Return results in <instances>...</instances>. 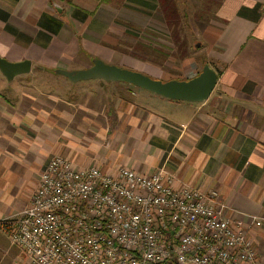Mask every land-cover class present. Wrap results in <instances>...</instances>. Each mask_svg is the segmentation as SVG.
I'll list each match as a JSON object with an SVG mask.
<instances>
[{
  "label": "crops",
  "instance_id": "0c3cea01",
  "mask_svg": "<svg viewBox=\"0 0 264 264\" xmlns=\"http://www.w3.org/2000/svg\"><path fill=\"white\" fill-rule=\"evenodd\" d=\"M170 1L178 11V2L199 4L200 18L210 20L201 24L199 45L218 82L202 103L66 78L33 94L34 80L47 82L41 74L85 69L94 58L128 68L114 25L129 21L132 9L152 17L149 8L161 12V0H0V57L31 63L29 74L12 81L0 72V221L31 205L49 160L61 156L76 170L94 166L110 176L123 167L163 169L177 188L215 192L231 220L262 222L249 236L264 253V0ZM132 64L172 79L158 65ZM0 264H32L1 225Z\"/></svg>",
  "mask_w": 264,
  "mask_h": 264
},
{
  "label": "built area",
  "instance_id": "2783aa9c",
  "mask_svg": "<svg viewBox=\"0 0 264 264\" xmlns=\"http://www.w3.org/2000/svg\"><path fill=\"white\" fill-rule=\"evenodd\" d=\"M163 169L116 176L51 158L31 205L0 221L32 264H260L251 226L231 220L215 192Z\"/></svg>",
  "mask_w": 264,
  "mask_h": 264
},
{
  "label": "rangeland",
  "instance_id": "374dc122",
  "mask_svg": "<svg viewBox=\"0 0 264 264\" xmlns=\"http://www.w3.org/2000/svg\"><path fill=\"white\" fill-rule=\"evenodd\" d=\"M176 5L180 9L179 12L182 17L180 22L174 23L173 28L172 23H169L168 16L164 15L162 9L160 10L161 12H158L154 11L156 9L153 10L151 8H149V11L152 17L142 18L138 15L148 13L132 9L128 13L131 16L129 21H118L115 23L113 34L117 40L116 50L121 55H124L125 60L130 62V66H127L128 68L133 67L132 59H139L146 63L158 65L155 68L162 70L165 76L172 79H185L188 77L191 79L201 72L204 58L201 54L202 46L199 45L202 43L200 28L202 27L201 24L210 20L200 18L204 14H201L202 11L201 13L199 12V4L178 2ZM204 10L206 9L204 8ZM173 33L179 34L178 43L174 42ZM181 45L186 46L181 47ZM183 49L187 51L186 55L182 53L184 52ZM112 65L117 64L113 62ZM41 76L48 77L47 82L44 85H42L43 83L39 85L40 78L37 81L34 80L32 84L35 86V88H32L34 95L38 94V96H41V89L47 87L48 84L66 81L64 77L55 74V71L45 72ZM149 76L155 78L152 74H149ZM259 258L260 264H264V253L261 251L259 252Z\"/></svg>",
  "mask_w": 264,
  "mask_h": 264
},
{
  "label": "water",
  "instance_id": "95a60500",
  "mask_svg": "<svg viewBox=\"0 0 264 264\" xmlns=\"http://www.w3.org/2000/svg\"><path fill=\"white\" fill-rule=\"evenodd\" d=\"M0 72L8 81H12L17 76L29 74L31 63L29 61L13 63L0 57ZM55 74L63 76L72 83L102 80L128 84L169 100L191 103L207 101L218 82V73L209 64H205L194 78L163 81L142 72L105 63L98 58L93 59L88 68L73 71L57 69Z\"/></svg>",
  "mask_w": 264,
  "mask_h": 264
},
{
  "label": "trees",
  "instance_id": "16d2710c",
  "mask_svg": "<svg viewBox=\"0 0 264 264\" xmlns=\"http://www.w3.org/2000/svg\"><path fill=\"white\" fill-rule=\"evenodd\" d=\"M61 2H66V3H70V0H59ZM111 1L113 0H104V2L106 3H110ZM160 5H161V9L163 10L164 12V15L165 16H168V19H169V23L171 24L172 23V28H173V25L175 22H180V18H181V15H180V12L178 10L175 9V4L172 3L170 0H161L160 2ZM174 37V42L178 43L179 39H180V36L179 34L177 33H173ZM186 45H181V47H185ZM185 55H186V50L183 49ZM207 64L206 62L203 63V66Z\"/></svg>",
  "mask_w": 264,
  "mask_h": 264
}]
</instances>
